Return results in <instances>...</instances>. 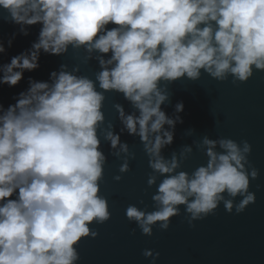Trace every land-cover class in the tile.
<instances>
[{"label":"clouds","instance_id":"obj_1","mask_svg":"<svg viewBox=\"0 0 264 264\" xmlns=\"http://www.w3.org/2000/svg\"><path fill=\"white\" fill-rule=\"evenodd\" d=\"M0 21L15 28L0 39V55L39 26L28 48L0 63V87L17 88L42 56L71 51L87 62L95 53L99 66L93 80L79 63L69 70L61 62L47 79L28 76L9 103L0 100V264H79L81 241L112 216L101 194L109 155L121 161L117 182L136 158L125 135L142 145L146 184L155 187L152 210L125 209L142 235L169 230L181 215L194 228L221 204L229 214L255 204L250 187L260 170L248 140L204 135L166 156L185 106L178 100L174 115L164 106L178 80L206 74L239 85L264 72V0H0ZM108 93L135 110L112 104L118 130L106 120ZM194 147L206 161L185 171ZM142 255L150 264L160 257L147 248Z\"/></svg>","mask_w":264,"mask_h":264},{"label":"water","instance_id":"obj_2","mask_svg":"<svg viewBox=\"0 0 264 264\" xmlns=\"http://www.w3.org/2000/svg\"><path fill=\"white\" fill-rule=\"evenodd\" d=\"M38 28L32 27L28 37L17 36L7 54L0 55V63L28 48L36 39ZM14 30L13 25L0 21V39L6 40ZM95 55L87 62L75 58L71 51L65 57L42 56L41 67L25 73V80L17 88L0 87V100L9 103L14 93L27 87L28 76L47 79L49 72L61 62L68 63L69 70L79 63L81 73L95 80L99 71ZM169 91L173 94L172 104H166L164 109L174 115L173 105L183 100L185 107L181 115L184 122L177 125L174 144L164 154L179 151L182 145L192 144L204 135L248 140L252 145L249 159L260 170L259 179L252 181L250 187L256 194L255 204L240 214L227 213L221 204L214 216L195 222L194 228L189 227L181 215L173 218L169 230L161 232L154 228L152 237L142 235L136 225L126 219L125 209L129 204H136L152 210L151 196L155 187L148 188L146 184L151 170L142 145L137 138L125 135L122 139L129 143L136 158L130 161L131 170L117 182L113 176L120 174L121 161L109 155L101 194L108 198L112 216L103 225H93L99 233L95 239L81 241L79 264H150V259L142 255L146 248L160 253L157 264H264V72H256L247 83L239 85L232 84L231 78L218 82L205 74L195 82L178 80L169 86ZM107 96L106 120H111L118 130L119 121L115 119L112 104H124L127 112L135 110L120 94L108 93ZM188 129H194L190 136L186 135ZM103 147L107 153L108 146ZM205 161L206 157L194 147L183 170L191 172ZM181 211L183 213V209ZM134 228L135 235L132 234Z\"/></svg>","mask_w":264,"mask_h":264}]
</instances>
